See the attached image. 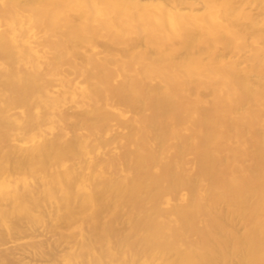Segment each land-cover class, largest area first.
Here are the masks:
<instances>
[{"label": "bare ground", "instance_id": "obj_1", "mask_svg": "<svg viewBox=\"0 0 264 264\" xmlns=\"http://www.w3.org/2000/svg\"><path fill=\"white\" fill-rule=\"evenodd\" d=\"M0 264H264V0H0Z\"/></svg>", "mask_w": 264, "mask_h": 264}, {"label": "rangeland", "instance_id": "obj_2", "mask_svg": "<svg viewBox=\"0 0 264 264\" xmlns=\"http://www.w3.org/2000/svg\"><path fill=\"white\" fill-rule=\"evenodd\" d=\"M23 256V255H22ZM25 256V255H24Z\"/></svg>", "mask_w": 264, "mask_h": 264}]
</instances>
